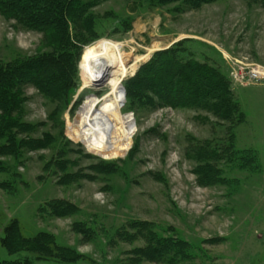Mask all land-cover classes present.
<instances>
[{
	"label": "rangeland",
	"instance_id": "rangeland-1",
	"mask_svg": "<svg viewBox=\"0 0 264 264\" xmlns=\"http://www.w3.org/2000/svg\"><path fill=\"white\" fill-rule=\"evenodd\" d=\"M90 10L92 33L84 39L76 36L84 28L73 23L61 32L50 26L36 31L0 12V64L17 69L52 55L61 61L54 73L72 84L65 97L47 96L32 82L15 80L17 102L4 118L17 128L0 141V239L7 222L17 219L26 237L50 233L59 246L84 257L73 263L40 260L29 252L10 254L0 244V261L264 264V80L233 76L264 69V1L192 6L186 0H102ZM154 45L158 49L121 79L119 100L108 96L107 85L84 88L96 54L121 68ZM166 50L182 63L207 66L222 81L227 95L215 87L210 96L220 103L225 97L223 103L234 109L232 122L224 109H208L220 104L214 99L198 108L164 107L152 94L126 88ZM53 84L49 80L48 88ZM112 100L115 113L107 109ZM88 108L95 129L119 123L118 142L105 147L96 138L74 135L70 127ZM205 142L214 148L232 143L237 153L215 162L220 182L210 186L199 184L191 154ZM64 208L68 216L54 215ZM171 240L182 247L180 254L173 250L162 262L140 257L148 243Z\"/></svg>",
	"mask_w": 264,
	"mask_h": 264
},
{
	"label": "trees",
	"instance_id": "trees-1",
	"mask_svg": "<svg viewBox=\"0 0 264 264\" xmlns=\"http://www.w3.org/2000/svg\"><path fill=\"white\" fill-rule=\"evenodd\" d=\"M100 1L102 0H0V12L10 19H15L19 24L30 26L36 31H46L45 29L48 26L52 27V30L58 29L60 31L62 29L65 31V27L69 23H73V25L84 28L85 32L76 34L78 38L84 39L86 34L92 33L91 24L94 23V20L92 17H89L91 16L90 9ZM186 1L192 6H200L217 0ZM88 48L85 49L82 60ZM58 61H60L58 57L55 58L51 55L42 58L37 63L35 62V64H27L24 67L11 68L9 70H6L5 68L7 67L0 64V108L2 112V117H0V141L5 138V133L12 134L13 130L17 128V126L10 127L8 124L9 120L4 118V116L10 115L12 111L10 108L14 109L15 102H17L14 95H12L13 88H16L15 85L18 84L16 81L21 83L25 81L32 82L41 93L47 96L50 93H63L65 97L68 93L72 84L65 81V78L60 75L59 71L58 73H54V69H60L61 67V65L59 67ZM208 71L207 66L200 63L192 61L182 63V61H177L171 57V50H166L161 54H157L156 59L142 66L138 73L124 84L128 83L126 88H130L135 92L140 91L152 94L151 96H153L156 102L159 101V105L164 107L191 108L192 106H196L198 108V106L203 107L204 103L213 99L219 102V98H213L217 97L216 94L212 95V97L210 96L215 87L218 88V92L219 89L220 91H226L223 88L222 81L216 79L214 76L211 77ZM174 76L178 80H174ZM198 78L202 81L198 80ZM49 80L50 82H54L51 88H48ZM220 100L221 103H219L221 105L217 104L218 106H211L208 109H212L215 112L217 109H224L227 113V119L230 118L229 121L232 122L231 117L234 109L232 107L228 108L223 103L226 100L223 95ZM147 101L149 105L152 104L154 106L152 98H148ZM107 103L109 104L107 108L108 112L115 113L117 106L114 101H107ZM20 128L23 132L31 130L28 126ZM47 137L50 138V136ZM69 137L72 141L79 143L74 136L69 135ZM42 145H44V142L34 145V147ZM4 149L5 147L0 148V154ZM230 152L231 156L228 159L232 160L237 155L234 152L232 143L226 147L219 146L218 148L211 147L209 142L198 143L191 149L192 159L198 163L195 174L200 185L210 186L220 182V170L214 164L219 160H224L225 154ZM227 156L229 155L227 154ZM240 160L244 161V159ZM252 161L249 160L246 163L252 164ZM2 171L3 166L0 163V172ZM66 206L69 207V205ZM50 207L53 209L58 208L56 205ZM69 214L70 212L64 208L63 211L57 210L54 215L65 217ZM0 244L10 254L29 252L36 256V259L40 260L55 259L67 263L84 260L82 255L70 247L59 246L56 243L55 236L50 233L41 232L34 237H26L17 219L10 220L3 227ZM147 247L143 250L140 249V257L148 261L157 262L165 259L169 252L173 250H175V254H180L182 248L177 241L173 240L163 245H160L157 241H152L148 243ZM29 261V259L10 262L0 261V264H29Z\"/></svg>",
	"mask_w": 264,
	"mask_h": 264
},
{
	"label": "bare ground",
	"instance_id": "bare-ground-1",
	"mask_svg": "<svg viewBox=\"0 0 264 264\" xmlns=\"http://www.w3.org/2000/svg\"><path fill=\"white\" fill-rule=\"evenodd\" d=\"M145 49H147L145 55L136 59L131 65L121 66V68L117 67L114 61L105 56V54H96L87 66L84 88L94 84L107 85L109 89L108 96L115 98L116 101L119 100L121 79L135 71L139 64L148 58L150 53L158 49V46L154 45ZM118 124V122H112L111 125L95 129L93 126V111L92 108H88L70 128L75 136L96 138L98 142L106 147L120 140Z\"/></svg>",
	"mask_w": 264,
	"mask_h": 264
},
{
	"label": "built area",
	"instance_id": "built-area-1",
	"mask_svg": "<svg viewBox=\"0 0 264 264\" xmlns=\"http://www.w3.org/2000/svg\"><path fill=\"white\" fill-rule=\"evenodd\" d=\"M243 71H244L243 69L242 71H234L233 73L234 78L238 80L239 78L244 79V76H247L248 78L255 81L262 79L264 80V69H251L247 71L246 75L242 73Z\"/></svg>",
	"mask_w": 264,
	"mask_h": 264
}]
</instances>
